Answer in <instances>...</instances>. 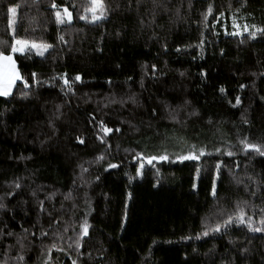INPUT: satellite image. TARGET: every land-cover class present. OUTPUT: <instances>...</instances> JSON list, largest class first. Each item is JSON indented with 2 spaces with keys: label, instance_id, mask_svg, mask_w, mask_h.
<instances>
[{
  "label": "trees",
  "instance_id": "obj_1",
  "mask_svg": "<svg viewBox=\"0 0 264 264\" xmlns=\"http://www.w3.org/2000/svg\"><path fill=\"white\" fill-rule=\"evenodd\" d=\"M104 2L92 22L80 19L90 0H0V51L14 37L52 45L14 53L30 89L18 80L0 97V264H264V233L202 235L239 208L255 226L264 215V156L240 143L264 146V0ZM235 21L251 30L233 35ZM158 155L169 159L136 174Z\"/></svg>",
  "mask_w": 264,
  "mask_h": 264
},
{
  "label": "snow or ice",
  "instance_id": "obj_2",
  "mask_svg": "<svg viewBox=\"0 0 264 264\" xmlns=\"http://www.w3.org/2000/svg\"><path fill=\"white\" fill-rule=\"evenodd\" d=\"M34 2H35V0H34ZM154 2H155V0H154ZM17 7H9L8 12L15 15V13L17 11ZM51 7L57 8V5L53 2ZM85 11L91 12V14H92L91 20H92V22H95L97 20L103 19L107 15L108 8H107L104 0H90V5L85 8ZM211 11H212V8H211V6H209L208 12L211 13ZM63 12H64V16H66L67 20L70 22L72 20V13L68 10L67 7H65L63 9ZM221 15H223V13H221ZM55 16H56V22L58 24H62L65 22L64 17L61 15L60 11H56ZM206 18L207 17H205V19ZM80 19L86 20V19H88V17L82 15V16H80ZM12 23H13L12 19H9V25H11ZM246 30H247V26H245V31ZM261 31H264V30H261ZM236 34L237 33H233V35H236ZM250 35L255 37L256 33L252 32V33H250ZM59 39L61 41H63L64 37L60 36ZM0 43L6 44L7 42H0ZM29 44H31L32 48H35L37 50V52L40 56H43L44 52L47 49L52 47L51 44H47V43L37 44L36 42H30V41L24 40V39H16L14 37V42L11 44V51L8 54H5L4 51H0V97H9L12 94L13 86L16 84V82L18 80L22 81L23 89H30L29 81L24 79L21 76V74L19 73L17 66H16V60L13 58V55H12L13 53H16V52H23ZM221 51H223V50H221ZM152 67L155 69L156 66L153 65ZM181 75H183V73H181ZM30 76H31L32 80H34L36 83H39V80L36 79L37 74L35 72L31 73ZM60 79L63 80L64 85L68 86L69 90L71 91L72 88H71L70 81L67 78V75L66 74L61 75ZM74 79H75V81H81L82 77L80 74H77ZM240 87L243 88L244 85H240ZM23 89L20 91V97L21 98H27L30 95V91H25ZM219 90L222 93L225 91V89L223 87H221ZM230 103H231V101H230ZM240 103H241V99L239 96H237L235 98V104L233 105V107H235L236 105H239ZM245 123H247L246 120H245ZM100 126H101V130L105 134L111 133L113 131V129L107 127L103 123V121L100 122ZM116 131H120V129L117 128ZM76 139L79 143H81V144L84 143V140L82 137L78 136V137H76ZM100 139L103 142L104 138L100 137ZM240 143L244 146L245 150L251 149V150H254L255 152L259 153L261 156H264V146H262L261 144L250 143V142H248L247 138L240 140ZM217 151H219V149H217ZM203 154H204V150L200 149L199 155H203ZM227 154L229 156L233 155L232 152H228ZM138 155H140V154H138ZM199 155H194L192 153H189L187 156H178L177 159L181 160V161L186 160V159H199ZM98 159H103V157L102 156L98 157ZM168 159H169V157L167 155L144 157L143 159L139 160V167L136 168V174L137 175H143V169L145 167L144 160H146L148 164H152L153 161H156V160L165 161ZM108 167L109 168H116V167H118V165L109 163ZM216 169H217V176H219V169H220L219 163L216 165ZM82 170L86 171V169H83V168H82ZM97 179H98V177H97ZM129 179H132V178L129 177ZM240 182L241 181H237V183H240ZM12 183L14 184L15 188H19L21 186L20 183L18 182V180L13 181ZM193 187L195 188V185H193ZM211 194L213 197H215L217 195L215 180H213V183H212ZM8 195H12V193L9 192ZM252 195H256V193L253 192ZM69 197H70V194H69ZM69 197H66V198H69ZM128 197L131 198V193L128 194ZM0 200H2V198H0ZM244 203H247V201H245ZM4 208H6V204L0 202V209H4ZM40 208H41V211L44 210L43 201L40 202ZM261 212L264 213V208L261 209ZM126 218H127V212L124 213V220H126ZM123 222L124 221H122V224H121L122 227H123ZM233 223L246 226L250 232L264 233V215H262L260 218V221H259L260 226H255V224L252 221V218L249 216L246 219V213H245L244 209L239 208V210L236 213L228 215L227 218L224 219L222 222L216 223L211 228L206 227L203 230L202 235L208 236L210 232L219 233L221 231H226V229L230 225H232ZM89 228H90V225H89L87 219H85L84 222L80 225L81 231L78 234V238L75 241L77 249H79L81 246L80 237L87 236L89 233ZM0 231H3V230L0 229ZM23 231L25 233H27L28 230L23 229ZM6 235L11 236V235H13V233L7 232ZM41 235H47V233L42 231ZM188 238H190V237H185V239H188ZM229 243H234V242L230 240ZM249 243H251V241H249ZM21 247H23V245H21ZM52 247H56V245L53 244ZM239 251H240L241 255H245V254L249 253L250 249L247 247H243ZM18 259L23 261L24 256L21 255L18 257ZM262 259H264V257H262ZM72 264H77V261L72 260ZM222 264H233V261H227V262L222 261Z\"/></svg>",
  "mask_w": 264,
  "mask_h": 264
},
{
  "label": "rangeland",
  "instance_id": "obj_3",
  "mask_svg": "<svg viewBox=\"0 0 264 264\" xmlns=\"http://www.w3.org/2000/svg\"><path fill=\"white\" fill-rule=\"evenodd\" d=\"M12 7H16V6H12ZM63 9H64V8H63ZM63 9H60V10H57V11H60V12H61V15L64 17V20L66 21V20H67V17L64 16ZM91 15H92V14H91V12L89 11V12H87L86 15H83V16H87V17H88L87 20L92 21V20H91ZM15 17H16V13H15V15H13L12 13H9V19H12V21H13V23H12L11 25H9L11 32H13V29H14ZM232 25H233V28H234L232 32H234V33L248 32L249 30H251L250 28H248L247 25L242 24V23H240V22H236V21H235V22L232 23ZM245 26H247V30H246V31H245ZM252 29H256V28H252ZM16 39H19V38H16ZM28 41H30V42H36V41H31V40H28ZM13 42H14V40H13ZM36 43H37V44H40V43H42V42H36ZM47 44H48V43H47ZM25 50H31V51L35 52V54L39 55L38 52H37V50H36L35 48H32V47H31V44H29V45L25 48ZM25 50H24V51H25ZM10 51H11V50H10ZM8 53H9V52H8ZM8 53H5V54H8ZM16 53H18V52H16ZM12 55H13V58H14V53H13Z\"/></svg>",
  "mask_w": 264,
  "mask_h": 264
}]
</instances>
